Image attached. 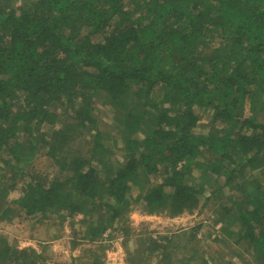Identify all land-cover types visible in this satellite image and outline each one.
I'll return each instance as SVG.
<instances>
[{
    "label": "trees",
    "instance_id": "16d2710c",
    "mask_svg": "<svg viewBox=\"0 0 264 264\" xmlns=\"http://www.w3.org/2000/svg\"><path fill=\"white\" fill-rule=\"evenodd\" d=\"M99 95L116 146L82 140ZM224 191L215 221L264 264V0H0V221L82 214L94 241L131 201L174 218ZM37 258L0 236V264Z\"/></svg>",
    "mask_w": 264,
    "mask_h": 264
},
{
    "label": "rangeland",
    "instance_id": "374dc122",
    "mask_svg": "<svg viewBox=\"0 0 264 264\" xmlns=\"http://www.w3.org/2000/svg\"><path fill=\"white\" fill-rule=\"evenodd\" d=\"M94 101L96 123L82 140L92 143L93 135L99 131L106 146H116L114 140L120 135L113 126V110L107 105L105 95L95 97ZM197 112L201 122L195 133L206 134L211 114L200 109ZM212 190L210 188V192ZM136 195L137 189L133 199ZM227 195V191L218 192L205 201L206 195L195 211L174 218L167 214L149 215L142 205L131 201L105 233L107 236L111 231V236L94 241L90 240L89 226L82 214L51 227L40 214L28 216L15 208L12 221H0V236H4L13 249L34 250L38 264H162L160 252H152V248L164 246L175 235L179 237L171 239V243H167L168 250L164 251V255L173 258V264H254L250 246L244 242L236 244L223 231L224 222L215 221L222 217V208L228 205L222 200ZM99 211H93L86 219L95 220ZM58 222L60 219L55 221ZM196 227H199L198 239L187 248L188 237L182 234H189Z\"/></svg>",
    "mask_w": 264,
    "mask_h": 264
}]
</instances>
